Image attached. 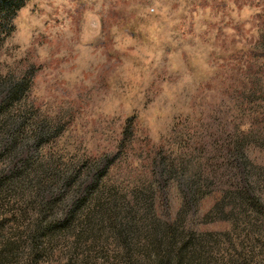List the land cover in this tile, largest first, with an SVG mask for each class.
I'll use <instances>...</instances> for the list:
<instances>
[{"label":"rangeland","instance_id":"1","mask_svg":"<svg viewBox=\"0 0 264 264\" xmlns=\"http://www.w3.org/2000/svg\"><path fill=\"white\" fill-rule=\"evenodd\" d=\"M0 30V264H264V0H25Z\"/></svg>","mask_w":264,"mask_h":264},{"label":"trees","instance_id":"2","mask_svg":"<svg viewBox=\"0 0 264 264\" xmlns=\"http://www.w3.org/2000/svg\"><path fill=\"white\" fill-rule=\"evenodd\" d=\"M24 1L25 0H0V23L4 24L7 22ZM3 28L5 29V26ZM17 86L19 85H16L10 90V96H16L18 91L16 90Z\"/></svg>","mask_w":264,"mask_h":264}]
</instances>
